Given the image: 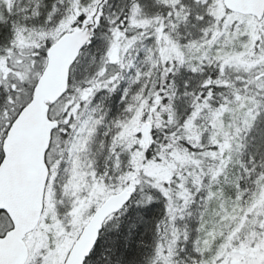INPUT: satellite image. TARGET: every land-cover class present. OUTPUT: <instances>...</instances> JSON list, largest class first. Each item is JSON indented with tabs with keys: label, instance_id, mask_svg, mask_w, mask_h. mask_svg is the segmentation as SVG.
<instances>
[{
	"label": "snow or ice",
	"instance_id": "snow-or-ice-1",
	"mask_svg": "<svg viewBox=\"0 0 264 264\" xmlns=\"http://www.w3.org/2000/svg\"><path fill=\"white\" fill-rule=\"evenodd\" d=\"M0 264H264V0H0Z\"/></svg>",
	"mask_w": 264,
	"mask_h": 264
}]
</instances>
